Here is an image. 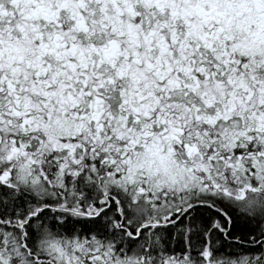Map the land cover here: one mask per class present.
Masks as SVG:
<instances>
[{
    "label": "snow or ice",
    "instance_id": "snow-or-ice-1",
    "mask_svg": "<svg viewBox=\"0 0 264 264\" xmlns=\"http://www.w3.org/2000/svg\"><path fill=\"white\" fill-rule=\"evenodd\" d=\"M0 264H264V0H0Z\"/></svg>",
    "mask_w": 264,
    "mask_h": 264
}]
</instances>
